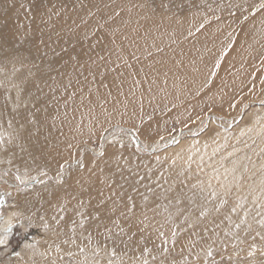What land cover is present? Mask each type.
Listing matches in <instances>:
<instances>
[{"label": "bare ground", "instance_id": "1", "mask_svg": "<svg viewBox=\"0 0 264 264\" xmlns=\"http://www.w3.org/2000/svg\"><path fill=\"white\" fill-rule=\"evenodd\" d=\"M26 2L0 0V16L20 19L14 28L0 19V189L16 198L20 223L43 234L8 264H94L93 250L111 258L112 248L140 264L172 236L167 250L190 253L185 232L207 252L227 248L234 230L264 235V0H176L182 14L147 0H93L102 21L85 29ZM228 15L240 19L234 29ZM77 35L91 41L88 59L74 61ZM205 101L225 120L198 122L206 134L184 133L160 152L170 139L147 142L165 133L167 117L182 120ZM93 139L119 145L95 150ZM135 146L154 154L139 157Z\"/></svg>", "mask_w": 264, "mask_h": 264}, {"label": "rangeland", "instance_id": "2", "mask_svg": "<svg viewBox=\"0 0 264 264\" xmlns=\"http://www.w3.org/2000/svg\"><path fill=\"white\" fill-rule=\"evenodd\" d=\"M26 1H27L26 5L29 2L30 5H33V6L37 7L38 10L42 8V10L40 11V14H42V13L48 14L50 16L51 20H53V22L56 23V24L62 22V21H60L61 18L67 19V24L65 26H69V27H80V28H84V29L87 28V27H90V26L96 24L95 22H93V20H96L97 23H98V20L102 21V16H103V13H104L103 10H102V7L94 8V5H96V3L93 2V0H64L62 2L54 4V7H52V8H50L51 4H47L44 0H26ZM147 1L150 3V6H156V5H158L157 2H159V5H161L163 8H165V10L167 12H169V13H171V11H169L166 8L167 5H170L172 7L171 9H172L173 13H176V11H178L180 14H182L183 10H184V7H183L182 4H179V5L174 4V2L176 0H158L157 2H153L155 0H153V1L152 0H147ZM177 2L182 3L183 0H177ZM43 4H46V6L45 5L42 6ZM62 4L64 6H71V8L69 9V11L71 10V12L68 13V12L62 10V8H61ZM173 4L175 6H177V7H174ZM83 8L85 9V11H84ZM75 9H77V10L75 11ZM30 10L34 11L33 7H32V9L30 8ZM78 10H82L84 12L83 13H79ZM262 11H263V9H262ZM178 12H177V14L180 15ZM212 15L213 14H211L210 16H212ZM231 17L232 16L228 15V18H229L228 21L230 19L232 20ZM0 19H3V22H6V25L8 27L11 26L12 28L16 27L20 23V19L17 18V15L15 16L13 13H10V12H5V14H1ZM236 19H237V21H240L239 18H235L234 21ZM6 20H8V22ZM231 20H230V22L227 21V23H228L227 25L229 26V28L232 27L234 29V26H235V25H233L234 21L232 23ZM230 24H231V26H230ZM240 25L241 24L237 25L236 29L238 27H240ZM219 27H222V25L219 26ZM263 28H264L263 25L260 26V28H259V30L261 29V31L258 32V35L260 37L259 39L264 38V35H263L264 34V30L262 32ZM65 30H68V29H65ZM246 30L251 32V28L246 29ZM41 32L42 33H39L40 35H47V31L46 30L43 29V30H41ZM26 36L29 37V35H26V34L24 36H22V37H26ZM84 38L85 37L83 35L82 36H78V37L75 38L76 40H72V42H71V44H72L71 48H73L74 51H77V53H76V55L74 57V61H79L84 54H85L84 57L86 59H88L87 47L90 46L91 41L90 40H85ZM230 39H231V37H230ZM230 39H228V42L225 41V43L223 45L226 44L225 46H227V43H229V41H231ZM69 41L70 40H68V38H66L62 42H63V44L65 43V45H66V44L69 43ZM253 41H255V42H253ZM253 41L251 43L254 44V46H256L257 43H260V44L262 43V40H258V42H257V40H253ZM83 42H84V44H82ZM81 44H82V46L83 45H85V46L82 47ZM252 44H251V46H253ZM262 45L263 44H261V46ZM85 48H86V50H85ZM62 55H66V53H62ZM109 55H111V53H109ZM107 64L108 63H105L103 66L105 67V66H107ZM74 72L75 73H81L82 69L81 68H79V69L77 68V69L74 70ZM154 76L155 75H153V77ZM156 76L158 77L160 75H156ZM258 82H259V80H258ZM128 91H133V90H128ZM126 93L128 94V93H131V92H126ZM130 95H132V94H130ZM260 99H258V100H260ZM105 104L106 105H110L111 102H106ZM209 105H210V103L208 101H205L204 104H203L204 108H202V109H201L202 106L201 107L198 106V107L188 108V110L183 112V114L180 113V117L181 118L184 116L182 118V120H176L177 116H175V117L174 116L173 117H167V119L164 121V127L161 128L162 130H164L163 132H165V133L164 134H160L158 137L150 139L147 142L151 143V142H154L156 140L157 141L158 140H164L163 139L164 137H167L166 139H170V141L167 142L166 145L162 146L161 149L159 151H157V152H160L163 149H165L168 145L172 144V141L176 142L179 138L184 136V133L194 132V133H196V136H199L201 134H206L201 129H197V130L195 129V127L199 124L198 122H201V121L204 122L205 120H208L209 118H214L217 121L221 119L220 121H222V120H225L223 117H227V116H224V115L221 116V114L212 112L211 111V107L209 108ZM196 108H199V109H197V113H195V111H194ZM219 111H220V113L224 112V110H222V109L219 110ZM206 113H207V115H206ZM209 115H211V116H209ZM200 117H201V119H200ZM228 117L231 118V116H228ZM185 119H187V121ZM194 124H196V126ZM190 127L193 128L194 130L191 129ZM190 129H191V131H189ZM200 130L202 132H200ZM133 135L138 137L139 134L135 133ZM139 138H140V136H139ZM207 138H209V137L207 136ZM120 139L121 140L122 139L123 140H129L130 138L126 137L124 139L122 137L121 138L119 137L118 140H120ZM96 142H98V143L96 144ZM99 142L100 141H98V139H93V140L90 141L89 145H91L92 149L97 150V149L100 148L101 151H103V150H105L107 148V146H110V144L114 145L113 143L117 142V140H114L113 142L112 141L111 142L108 141V142H106V144H103V142H102L103 146H101V147H100V143ZM126 142H128V141H126ZM115 144H118V143H115ZM122 146H124V145H122ZM133 148H132L133 149V153L135 155L139 156V157H143V156H147L148 157L151 154H154L153 151H151L152 153H144L140 149H138V146H135ZM136 161L137 160H133V163L134 164L140 163L142 165L145 164L142 161H139V160L137 162ZM15 199H16L15 197H12L10 195L9 196L5 195L3 193V191L1 192V189H0V239H4L5 240V243L0 244V264H5V263L8 264L6 259L18 257V255L20 254L19 249H21L22 245L25 242L26 243L29 242V243L32 244V246L36 245V247H37V245L39 244L38 243L39 239H40L39 237H41L40 235L43 234V231L41 230L40 226L35 225V224H28V225L24 226V225H22L20 223V221L18 220V217H15V216H17V213L20 210V205L17 203V200H15ZM160 218L161 219H158V221H164V220L169 219L170 217H160ZM9 225H12L11 231H10V233L6 234L4 232V229L8 228ZM253 235H254V237H253ZM181 236L183 238L182 240L185 241L184 244H186V246H188V249L190 251V253L187 252L188 255H187V253H185L183 255L173 254V252H172L173 250L172 251L167 250V253H168L169 256H170L171 253L173 255V256L171 255L172 257L170 256V258L168 257V259H171V260L168 262L167 258L162 259L164 256L167 255V253L165 254V250L164 249L165 248L169 249L168 248L169 244L172 243V238H173V236H172V237H170V241H168V243H166L165 246H164V249H163L164 254L161 255V253L149 252V254H148L149 256H148L146 254L148 252H146V253L143 254V255H146V256L145 257L143 256L144 259H142V262L140 264H145V261L147 262V264H184V263L185 264H193V263L194 264H196V263L197 264H223V263L224 264H237L238 263L239 264L240 263L239 262V260H240L239 258L243 259L244 257L246 259H243L244 261H242L240 264H244V263L245 264H264V259L261 258V256L262 257L264 256V250H262V248L264 249V240H263L264 239V235H262V237H263L262 238L259 235H257L256 233L247 232V230H242V229L234 230L233 232H228V234H227V242H228L227 245H226L227 248H223L225 245L223 246L222 244H219V245H217L215 247L211 246V248L209 249L210 252L209 251L207 252V250L205 251V249L203 250V248L201 250V248H199L200 245H198L200 243H196L194 241V239L190 238L189 234H187L186 232L184 234H182ZM240 236L242 238H240ZM246 237L249 238V239H247V241H245ZM256 237H258V239ZM260 238H262V239L259 240ZM229 244H231V245H229ZM218 246H219V248H217ZM247 248H250V249H247ZM198 250H200V251L198 252ZM93 251H94V253L92 254V257L90 258V261L94 260L93 261L94 264H112V263L114 264L116 262H118V264H124V263L125 264H130V262L126 260L128 258V255H127V253L125 254V252L124 253L122 252V254H120L121 251H120V253H118L117 250L112 248L111 252H109L107 255H110V256H113V257L109 258V256L101 257L102 254H100V253H102V251L101 252L100 251L97 252V250H93ZM114 251L116 252V254H115ZM194 251H196V252H194ZM112 252L116 256H118L117 255V253H118L119 256L115 257ZM98 253H99V255H98ZM209 253H211V255H209ZM250 253H251V255H250ZM175 255L179 256V258L177 256H175ZM98 256H100V257H98ZM259 256H260L261 259H258ZM230 257H232V258H230ZM105 258H107L108 260L105 259ZM120 258L122 260H125L126 262L125 261L123 262ZM247 258L249 260H247ZM252 258L254 259V260H252L253 262L250 260ZM95 260H96V263H95ZM98 260L101 261V262H99ZM120 260L122 261V263L121 262L119 263ZM246 260L248 262L251 261V263L246 262ZM106 261L109 262V263H107ZM198 261H200V262H198ZM236 261H238V262H236ZM131 263L134 264L133 262H131Z\"/></svg>", "mask_w": 264, "mask_h": 264}, {"label": "snow or ice", "instance_id": "3", "mask_svg": "<svg viewBox=\"0 0 264 264\" xmlns=\"http://www.w3.org/2000/svg\"><path fill=\"white\" fill-rule=\"evenodd\" d=\"M103 154H104V153L102 152L101 155H103ZM80 167H83V164H82V163H81ZM11 227H12V225H9L8 228L4 229V232H5L6 234H7V233H10V231H11ZM121 231H123V229H121ZM161 235H163V233H161ZM173 235H175V234L173 233ZM3 243H5V240H4V239H0V244H3ZM165 252H167V249H165ZM209 255H211V253H209ZM250 255H251V253H250ZM145 264H147L146 261H145Z\"/></svg>", "mask_w": 264, "mask_h": 264}]
</instances>
